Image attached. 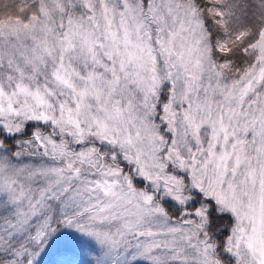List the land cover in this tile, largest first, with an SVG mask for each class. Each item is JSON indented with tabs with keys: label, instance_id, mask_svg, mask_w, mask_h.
<instances>
[{
	"label": "snow or ice",
	"instance_id": "6c2138e0",
	"mask_svg": "<svg viewBox=\"0 0 264 264\" xmlns=\"http://www.w3.org/2000/svg\"><path fill=\"white\" fill-rule=\"evenodd\" d=\"M0 264H264V0H0Z\"/></svg>",
	"mask_w": 264,
	"mask_h": 264
}]
</instances>
